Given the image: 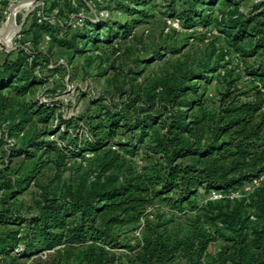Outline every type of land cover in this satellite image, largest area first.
<instances>
[{
  "label": "trees",
  "instance_id": "trees-1",
  "mask_svg": "<svg viewBox=\"0 0 264 264\" xmlns=\"http://www.w3.org/2000/svg\"><path fill=\"white\" fill-rule=\"evenodd\" d=\"M167 1L192 30L216 2ZM242 2L221 0L234 9L217 23L238 69L228 49L196 48L202 33H133L146 10L91 37L86 67L107 77L67 119L35 98L34 58L0 63V264H264V0ZM55 118L66 129L46 139ZM78 158L90 167L64 176ZM200 187L221 196L201 204Z\"/></svg>",
  "mask_w": 264,
  "mask_h": 264
},
{
  "label": "rangeland",
  "instance_id": "rangeland-1",
  "mask_svg": "<svg viewBox=\"0 0 264 264\" xmlns=\"http://www.w3.org/2000/svg\"><path fill=\"white\" fill-rule=\"evenodd\" d=\"M20 1L22 0H0V26L10 17V5L19 4ZM70 1L71 4L68 6L64 0H32L29 9L21 8L15 14L14 19L20 29L12 36L11 45L7 46L2 39V42L0 41V63L7 57L15 59L21 56L24 63L30 65L34 61L33 58L35 59V72L40 81L34 90L35 98L43 103L52 101L57 103V110L65 119L81 114L90 100L104 87L107 76L100 74L98 65L94 63L90 68L86 67V59L91 55L99 54L97 49L90 50L93 45L90 41H94L91 37L97 33L99 35L122 33L121 26L136 19L140 10L148 11L151 16L142 23L137 22L132 29L133 33H176V31L202 33L203 36L197 35L203 38L196 41V48H203L214 43L220 48L229 50L226 54L228 67L233 65L237 68L241 65L238 54L228 45L226 36L217 24L222 15L225 16L234 9L229 3L221 4V0H216L213 5L201 6L205 9L207 16L203 23H198L195 30L184 29L178 16L167 12V0H143L142 4L139 0ZM258 1L260 0H243L239 6V12H248L251 5ZM124 7L133 10L132 16L126 14ZM45 21L46 25L43 24ZM95 23L98 24L95 25ZM73 33L78 39L77 49L70 48L65 42H61L63 39L72 38ZM35 36H37L36 40ZM107 64L108 62L105 61L102 69ZM223 71L224 69L221 68L215 74L223 73ZM215 87L214 80L208 92L214 94ZM37 127L42 128L41 125ZM49 127L57 129L55 133L50 131L46 135V139L50 140L58 139L59 133L66 129L64 124L58 123L57 118ZM87 129L86 121L79 120L76 131L82 135L87 133ZM141 150L142 148L135 157L140 164H142ZM85 154L88 159L93 156L90 151ZM76 167L85 171L90 167V162L80 158L72 160L64 176L70 175ZM245 189H249V186ZM218 198L215 192L205 193V189L200 187L198 200L201 204ZM165 209L168 212V209ZM137 234L138 232H134L131 236ZM218 247V242L213 243L208 249L209 255L214 254ZM23 249V246H20L16 252H21Z\"/></svg>",
  "mask_w": 264,
  "mask_h": 264
},
{
  "label": "bare ground",
  "instance_id": "bare-ground-1",
  "mask_svg": "<svg viewBox=\"0 0 264 264\" xmlns=\"http://www.w3.org/2000/svg\"><path fill=\"white\" fill-rule=\"evenodd\" d=\"M32 0H22L15 8H13L12 12H10V17L7 21L3 22V24L0 26V36L1 39L4 41V43L7 46L11 45V38L14 34H16L20 26L15 22V14L17 11H19L21 8L29 9L31 7Z\"/></svg>",
  "mask_w": 264,
  "mask_h": 264
},
{
  "label": "water",
  "instance_id": "water-1",
  "mask_svg": "<svg viewBox=\"0 0 264 264\" xmlns=\"http://www.w3.org/2000/svg\"><path fill=\"white\" fill-rule=\"evenodd\" d=\"M16 6H17V4H11L10 8H9V11L12 12L13 8H15ZM0 41L2 42L1 36H0Z\"/></svg>",
  "mask_w": 264,
  "mask_h": 264
},
{
  "label": "built area",
  "instance_id": "built-area-1",
  "mask_svg": "<svg viewBox=\"0 0 264 264\" xmlns=\"http://www.w3.org/2000/svg\"><path fill=\"white\" fill-rule=\"evenodd\" d=\"M216 193V197H220L221 195H220V193H217V192H215Z\"/></svg>",
  "mask_w": 264,
  "mask_h": 264
}]
</instances>
